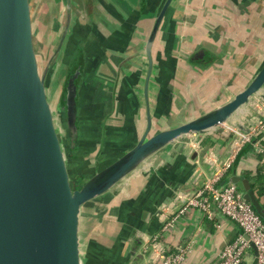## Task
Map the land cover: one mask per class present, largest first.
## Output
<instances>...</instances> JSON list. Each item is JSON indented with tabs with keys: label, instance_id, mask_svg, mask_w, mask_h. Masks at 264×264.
Returning <instances> with one entry per match:
<instances>
[{
	"label": "crops",
	"instance_id": "crops-1",
	"mask_svg": "<svg viewBox=\"0 0 264 264\" xmlns=\"http://www.w3.org/2000/svg\"><path fill=\"white\" fill-rule=\"evenodd\" d=\"M164 2L30 0L38 61L52 63L47 94L56 90L58 107L68 79L78 74L73 147L66 139L75 179L86 180L134 147L148 119L153 135L229 102L264 64V0H173L153 48L147 85L145 46ZM223 128L194 134L195 142H189L191 136L173 142L113 191L86 204L80 217L82 248L90 254L86 263L108 256L123 264L133 241L144 235L148 241L158 238L167 254L187 248L190 264H218L241 229L215 207L212 220L187 208L182 194L198 187L194 175L210 179L202 160L206 153L226 157ZM237 157L227 182L239 176L253 190L264 174V158L252 144ZM162 206L173 207L172 226L160 217ZM254 257L251 249L245 264ZM130 264L145 259L138 253Z\"/></svg>",
	"mask_w": 264,
	"mask_h": 264
},
{
	"label": "water",
	"instance_id": "water-1",
	"mask_svg": "<svg viewBox=\"0 0 264 264\" xmlns=\"http://www.w3.org/2000/svg\"><path fill=\"white\" fill-rule=\"evenodd\" d=\"M172 2L165 0L161 6L145 46L147 85L153 48ZM45 74L40 72L30 0H0V264H83V258L90 255L83 256L80 236L81 211L86 204L113 191L173 142L194 134H212L226 124L249 135L257 122L264 121L253 106L254 99L264 100L263 64L243 91L200 117L153 135L148 119L147 130L134 147L74 186L61 131L73 147L78 131V74L68 79L58 108L60 123L48 98ZM203 163L212 178L217 168ZM201 178L194 175L192 183L196 179L198 187L193 193L205 185ZM229 184L243 193L264 221L262 203L249 181L233 176ZM251 249L252 264H257L256 247L251 244ZM152 251L140 235L123 264H130L138 253L145 264H154Z\"/></svg>",
	"mask_w": 264,
	"mask_h": 264
},
{
	"label": "built area",
	"instance_id": "built-area-1",
	"mask_svg": "<svg viewBox=\"0 0 264 264\" xmlns=\"http://www.w3.org/2000/svg\"><path fill=\"white\" fill-rule=\"evenodd\" d=\"M253 106L264 115V100L254 99ZM264 133V121L257 122L252 127L249 135H242L236 129L222 130V136L229 142L228 156L225 162L213 152L206 153L204 160L217 168V173L207 179L205 185L196 193H184L186 206L198 209L208 219L214 218L215 207L223 217L236 223L242 234L232 244L226 245L220 256L218 264H245L247 255L251 250V244L257 250V264H264V221L256 214L253 207L244 199L243 193L234 185L222 183L227 172L232 167L237 156L245 145L252 144L255 150L264 158V137L254 140ZM196 180V179H195ZM181 194V193H180ZM185 201V200H184ZM172 206H162L159 215L165 221L166 226H172L169 219L173 215ZM248 237V240L245 238ZM147 247H151L152 261L154 264H190L187 261L189 250L178 247L172 254H167L158 242V238L146 240ZM85 251L83 250V254Z\"/></svg>",
	"mask_w": 264,
	"mask_h": 264
},
{
	"label": "rangeland",
	"instance_id": "rangeland-1",
	"mask_svg": "<svg viewBox=\"0 0 264 264\" xmlns=\"http://www.w3.org/2000/svg\"><path fill=\"white\" fill-rule=\"evenodd\" d=\"M51 65H52V63H50L49 65L47 64V65H45V63L43 62V60H41L40 59V57H39V67H40V72L42 73V74H44V73H46L45 75H46V78H47V74H48V72H50V69H51ZM146 82H147V80H146ZM150 83V82H149ZM47 84H49V82H47ZM49 86H50V84H49ZM50 88V87H49ZM50 90V89H49ZM58 94V93H57ZM54 95H56V90H55V93H54V90H51L50 92H49V95H48V98H49V101H50V103H51V105L53 106L54 105V107H53V110H54V112H55V119L60 123V113H59V110H58V106H57V104H56V102H55V100H54ZM56 104V105H55ZM247 111L245 110V111H241V115L242 114H245ZM62 125V124H61ZM222 127H224L223 129L224 130H226L227 128H229V125H223ZM174 128V127H173ZM152 132L153 131H151L150 132V134H152ZM61 134H62V139H63V142H64V146H65V150H66V139H65V132L62 130L61 131ZM194 137H196L195 135H191V140H189V142L190 141H197V140H193V138ZM66 152H67V150H66ZM127 152V151H126ZM66 156H67V158H68V155H67V153H66ZM70 171H71V174H72V181H73V184H74V186L75 185H78L80 182H83L82 180L80 181V180H78V179H75L74 177H75V174H73V172H74V167L72 166V165H70ZM86 253H84L83 254V256L85 255ZM111 259V257H106V258H104L103 259V261L102 260H92L91 261V264H115V263H113L114 261H115V259L112 261V260H110ZM83 264H85V259L83 258ZM118 264H119V262H118Z\"/></svg>",
	"mask_w": 264,
	"mask_h": 264
},
{
	"label": "trees",
	"instance_id": "trees-1",
	"mask_svg": "<svg viewBox=\"0 0 264 264\" xmlns=\"http://www.w3.org/2000/svg\"><path fill=\"white\" fill-rule=\"evenodd\" d=\"M262 137H264V133L261 134L259 137L255 138L254 140L257 141V140H259V139L262 138ZM260 155H261V154H260ZM261 157H263V156L261 155ZM236 159H238V157H237ZM234 164H235V162L233 163L232 167L234 166ZM232 167H231L230 170L227 172V175L230 173ZM258 177H259V179H258L259 184H258V185L255 184V185H254L255 187L253 188V191L255 192L256 196H257L258 199H259V201L262 202L263 199H264V174H263V176H258ZM222 183L228 184V182H227V176L225 177V179L223 180ZM262 206H263V209H264V203L262 204ZM240 233H241V231H240ZM250 251H251V250H250Z\"/></svg>",
	"mask_w": 264,
	"mask_h": 264
}]
</instances>
